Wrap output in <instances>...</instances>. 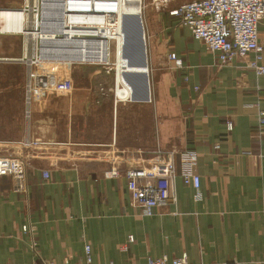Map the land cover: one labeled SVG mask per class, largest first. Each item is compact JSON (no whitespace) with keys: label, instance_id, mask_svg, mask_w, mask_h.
<instances>
[{"label":"crops","instance_id":"crops-1","mask_svg":"<svg viewBox=\"0 0 264 264\" xmlns=\"http://www.w3.org/2000/svg\"><path fill=\"white\" fill-rule=\"evenodd\" d=\"M191 1L158 11L145 0L155 92L138 103L146 123L139 116L128 124L116 113L107 129L92 130L105 99L92 90L96 73L77 85L75 67L41 62L27 70L28 116L11 89L0 90V158L24 161L27 182L25 193H15L0 178V264H85V246L92 264H264V75L248 68L253 55L219 66L169 14ZM258 33L264 67V17ZM4 37L11 36L0 35V43ZM170 52L182 69L167 62ZM7 62L14 58L0 54V65ZM185 149L197 154L200 199L177 177L175 205L143 217L131 207L126 171L159 151Z\"/></svg>","mask_w":264,"mask_h":264},{"label":"built area","instance_id":"built-area-1","mask_svg":"<svg viewBox=\"0 0 264 264\" xmlns=\"http://www.w3.org/2000/svg\"><path fill=\"white\" fill-rule=\"evenodd\" d=\"M60 1L67 5L73 3L71 5L73 10L57 8L56 5L61 4ZM172 1L174 0H153V3L156 10L162 11ZM121 2L122 0H24L23 7L2 6L0 12L19 11L21 12L19 21L21 25L24 23L26 32L32 31L30 27H39L41 32H45L47 39L39 40V48L44 45L46 48L57 46V40L62 38L59 32L63 28L69 33V38L68 44L62 46L70 47L76 53L80 51V59L81 56L85 57V63L99 66L106 65V62L101 60L102 43L103 40H107L106 35H102V31H106L107 27H119V22L122 27V21L119 20ZM46 4L48 5L46 9L35 8V6H47ZM169 14L179 18L180 26L188 30L195 41L205 46L219 66H227L235 58L244 59L253 55L248 68L257 76L264 75L263 48L259 44L258 33V25L264 17V0H194L170 11ZM14 25L15 23H12V26ZM46 61L48 60L38 62L36 60L37 63ZM167 62L171 63L174 69L183 68L182 60L173 52L168 54ZM259 124L264 126L263 112L259 113ZM230 126L228 123V129ZM215 149H219V145H216ZM175 157H178V162L175 161ZM196 167V152L185 149L181 152L159 151L152 163L127 170L125 176L131 207L138 209L143 217H153L155 209L175 205L174 182L177 177L194 189V198L198 201L201 195ZM117 175L114 169L107 173L111 178ZM1 177L11 180L13 192H26L24 161L16 158H0ZM43 178L47 180L48 175L44 174ZM23 230L26 231V228ZM84 255L85 264H92L89 246H85ZM37 264L51 263L40 260ZM144 264H186V262L183 259H174L171 262L166 259H147Z\"/></svg>","mask_w":264,"mask_h":264},{"label":"rangeland","instance_id":"rangeland-1","mask_svg":"<svg viewBox=\"0 0 264 264\" xmlns=\"http://www.w3.org/2000/svg\"><path fill=\"white\" fill-rule=\"evenodd\" d=\"M155 10V5L153 0H150V3L147 4ZM2 6H15V7H23L24 0H0V7ZM145 0L141 2V22L143 23V31L144 37H146V27L144 25L143 20V11L145 10ZM38 9V8H37ZM29 28V27H28ZM32 28V27H30ZM5 36V35H1ZM7 41L0 43V54H6V56L14 58V62L6 65H0V90L11 89L10 92L11 98H13L14 102L20 103L24 110L26 116L29 115V106H30V91H31V79L28 73L33 71L36 67H38L40 63H37L36 60L38 58L37 50L39 49V40L38 39H29L26 42L25 36H13V37H4ZM146 39V38H145ZM146 46V58L147 60V69H148V78H149V87H150V98H153L152 85H151V75L150 71V56L147 41L145 40ZM39 45V46H38ZM35 47V48H34ZM109 52H108V64L95 66L92 64H88L83 62L80 59V51H78V59L77 60H65L61 62L54 63L53 61L43 62L47 66H60L62 67H75L78 69L76 71L77 77V85L84 84L83 75H87L89 72L95 75V82L92 85V90L94 92L99 93V97L105 99L102 102L103 107H101V111L93 114L92 120H90L91 129H99L101 127L107 129L111 122L115 119L116 113L119 119L122 117V121L128 124L133 121V117L136 119L139 117V122L145 120L142 118L143 110L141 107L143 104L131 103L132 101H118L116 99V42H109ZM9 54V55H8ZM36 55V56H35ZM96 57V55H93ZM36 57V58H35ZM33 59V60H32ZM80 59V60H79ZM33 62V63H31ZM82 62V63H80ZM104 90V91H103ZM103 91V92H102ZM0 97H3V95ZM162 97V95H161ZM98 99V98H97ZM128 105L127 107H125ZM130 105V106H129ZM146 105V104H144ZM102 106V105H100ZM120 106H124V108H120ZM144 107V106H143ZM117 110V111H116ZM119 110V111H118ZM138 110L140 112H138ZM140 113V114H139ZM147 121V120H146ZM146 123V122H145ZM89 132V131H88ZM101 139V137H98ZM99 139V141H100ZM92 142H97L96 139H89ZM89 141V142H91ZM98 141V142H99ZM115 170V169H114ZM11 181V180H10Z\"/></svg>","mask_w":264,"mask_h":264},{"label":"bare ground","instance_id":"bare-ground-1","mask_svg":"<svg viewBox=\"0 0 264 264\" xmlns=\"http://www.w3.org/2000/svg\"><path fill=\"white\" fill-rule=\"evenodd\" d=\"M61 4L56 5L57 8L63 10L68 9L72 11V4L60 1ZM141 2L142 0H122L121 8L119 13V20L124 21L126 20H137L140 21L141 18ZM47 5V4H46ZM47 6H35V8L39 9H46ZM5 10V9H4ZM21 17V12H8V11H1L0 12V35H7V36H21L24 35L26 38V42L29 39H38V40H46L47 36L45 32H41L39 27H32V31L26 32L24 27V23L21 25L19 21ZM12 23H15L12 26ZM143 24V23H142ZM101 33V32H99ZM123 29L121 27V23L119 22V27H107L106 31H102V35L107 37V40H103L102 47H101V60L103 62L108 63V52H109V42L115 41L116 42V99L118 101H133L137 96H141L142 98L146 97L147 94L139 95L133 88L126 82L124 75L127 73H148V69L146 67H136L132 66L130 63H127L126 59L122 56V47H123ZM59 35L62 37L57 40V46L53 48H46L44 45L42 48L37 50V62L38 61H53V62H61L65 60H77L78 59V51L77 53L74 52L75 50L70 49V47H63L62 45L68 44L69 33L63 28L60 30ZM146 38V37H145ZM106 39V38H105ZM146 40V39H145ZM34 41V40H33ZM43 41V42H44ZM45 43V42H44ZM146 43V42H145ZM39 46V45H38ZM66 46V45H65ZM35 48V47H34ZM147 49V48H146ZM147 52V51H146ZM36 56V55H35ZM36 58V57H35ZM98 58V57H96ZM33 60V59H32ZM80 60V59H79ZM81 60L83 62L86 61L85 57L81 56ZM148 60V59H147ZM33 63V62H31ZM82 63V62H80ZM148 63V62H147ZM148 66V65H147ZM148 97V96H147ZM146 97V98H147ZM150 98V95H149Z\"/></svg>","mask_w":264,"mask_h":264},{"label":"water","instance_id":"water-1","mask_svg":"<svg viewBox=\"0 0 264 264\" xmlns=\"http://www.w3.org/2000/svg\"><path fill=\"white\" fill-rule=\"evenodd\" d=\"M123 29V47L122 56L126 59L127 63L136 67L147 68L146 46L143 26L140 21L126 20L122 21ZM126 82L133 88L139 95L147 94L142 98L137 96L133 101L136 103H147L150 101V87L148 73H127L124 75Z\"/></svg>","mask_w":264,"mask_h":264}]
</instances>
